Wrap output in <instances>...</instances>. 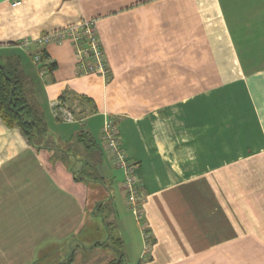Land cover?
Listing matches in <instances>:
<instances>
[{
	"label": "crops",
	"instance_id": "obj_1",
	"mask_svg": "<svg viewBox=\"0 0 264 264\" xmlns=\"http://www.w3.org/2000/svg\"><path fill=\"white\" fill-rule=\"evenodd\" d=\"M14 1L0 0V63L48 127L32 144L0 116V264H264V0ZM85 17L107 76L79 74L68 40L33 45L40 65L19 46ZM106 115L137 164L139 219ZM85 160L97 180L75 178Z\"/></svg>",
	"mask_w": 264,
	"mask_h": 264
},
{
	"label": "built area",
	"instance_id": "obj_2",
	"mask_svg": "<svg viewBox=\"0 0 264 264\" xmlns=\"http://www.w3.org/2000/svg\"><path fill=\"white\" fill-rule=\"evenodd\" d=\"M21 0H16L12 4L17 5ZM97 19L82 18L78 23L67 25L63 28L45 32L36 39H23L19 46L26 50L33 61L40 65L44 63L42 53L32 51L33 45L60 44L63 41H70L74 48V54L80 69L79 74H98L107 76L110 72L107 64L101 40L97 32ZM49 61V60H48ZM41 74L46 72L40 68ZM55 115L63 121L74 122V113L66 106L55 105ZM104 149L110 154L113 165L122 171L124 175L123 189L130 210L139 219L141 218V200L139 179L136 174L137 164L131 161L125 148L121 145L120 134L115 120L111 115H106L102 131Z\"/></svg>",
	"mask_w": 264,
	"mask_h": 264
},
{
	"label": "trees",
	"instance_id": "obj_3",
	"mask_svg": "<svg viewBox=\"0 0 264 264\" xmlns=\"http://www.w3.org/2000/svg\"><path fill=\"white\" fill-rule=\"evenodd\" d=\"M45 50L42 51V57L46 58ZM56 65L51 64L50 68ZM0 116L8 125L19 126L29 141L36 144L39 138H43L47 133V123L43 114L40 113L37 106L34 105L25 93L24 79L16 69H10L6 64L0 63ZM85 136V137H84ZM84 137V138H82ZM80 141H84L85 145H93V140L87 134L79 135ZM87 146V147H88ZM79 174L74 176L76 179H92L97 180L99 174L97 172L96 163L85 160ZM72 256L67 263L70 264ZM107 264H126L123 258L112 260Z\"/></svg>",
	"mask_w": 264,
	"mask_h": 264
},
{
	"label": "rangeland",
	"instance_id": "obj_4",
	"mask_svg": "<svg viewBox=\"0 0 264 264\" xmlns=\"http://www.w3.org/2000/svg\"><path fill=\"white\" fill-rule=\"evenodd\" d=\"M72 112L74 113L73 115H74V118L76 119V121H74V122L79 121V118H80V117L78 118V116L75 115V114H77L78 112H77V111H75V112L72 111ZM72 145H73V144H72ZM72 145H71V146H72ZM66 148L68 149V150L66 149L68 152H71V148H70L69 146H66ZM67 151H65V152H67ZM76 152H77V151H76ZM78 153H79V152H77V155L80 156L81 153H79V154H78ZM72 154H74V153H72ZM71 156H72V155H71ZM78 174H79V172H78Z\"/></svg>",
	"mask_w": 264,
	"mask_h": 264
}]
</instances>
